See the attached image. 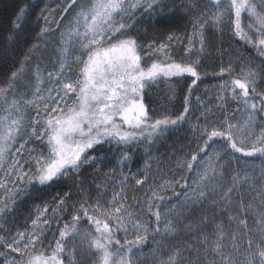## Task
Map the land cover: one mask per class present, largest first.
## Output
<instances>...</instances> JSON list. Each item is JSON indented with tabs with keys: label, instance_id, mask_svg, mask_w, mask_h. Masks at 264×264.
Listing matches in <instances>:
<instances>
[{
	"label": "snow or ice",
	"instance_id": "snow-or-ice-1",
	"mask_svg": "<svg viewBox=\"0 0 264 264\" xmlns=\"http://www.w3.org/2000/svg\"><path fill=\"white\" fill-rule=\"evenodd\" d=\"M164 9L172 16L183 11L191 17L187 60L171 54L178 36L168 35L167 44H144L135 31L145 14ZM244 11L254 20L249 25L252 35L241 26ZM28 14L27 4L17 8L0 45V219L11 212L22 185L32 187L35 181L47 187L73 179L86 165L105 158L93 155L105 144L154 142L182 126L190 111L187 96L178 115L156 118L144 103L145 90L161 79L185 74L196 84L207 26L222 29L231 26L234 17V34L256 47L262 62L245 65L242 78L219 85L221 107L229 94L242 103V122L234 123L228 115L217 120L204 106L193 126L199 137L196 150L176 162L179 173L167 182L173 192L182 187L175 203L160 195L164 185H149L144 200L133 197V203H128L123 184L110 192L97 187L95 196L81 188L82 200L72 201L65 194L50 215L47 203L39 208L30 231H17L11 239L0 235V264H65V257L67 264H138L132 245L116 238L129 229L136 243L143 242L150 229L162 238L183 234L184 239L168 246L163 255L162 244L154 238L153 264H264V166L258 178L247 171L229 176L237 152L264 158V90L257 88L258 81L264 85V0H188L179 10L166 0H67L59 22L41 10L35 36L24 28ZM51 37L54 65L45 61L39 47L43 43L46 48ZM150 53L163 56L144 61ZM230 70L231 65L220 68L221 73ZM170 91L175 95L174 88ZM35 140H43L41 150L30 146ZM130 159L127 152L121 153L118 166H127ZM149 167L146 162L136 184H145ZM128 178L122 174L123 180ZM245 186L253 200L245 201ZM205 211L211 215H203ZM62 215L71 222L64 223L55 248L46 254L44 226ZM82 223L88 228L82 229ZM209 227L212 232L206 231ZM0 231L8 230L0 224Z\"/></svg>",
	"mask_w": 264,
	"mask_h": 264
},
{
	"label": "trees",
	"instance_id": "trees-1",
	"mask_svg": "<svg viewBox=\"0 0 264 264\" xmlns=\"http://www.w3.org/2000/svg\"><path fill=\"white\" fill-rule=\"evenodd\" d=\"M67 0H0V45H3L4 37L8 31L9 20L12 18L13 14L18 7L23 6L24 4L28 5L29 14L26 17V23L24 24L25 31L30 35L35 36L39 32L37 27V16L41 10H46V15L50 18H55L58 22L62 14V9L66 5ZM167 3L177 8L178 10L188 2V0H166ZM202 3L206 0H201ZM63 15H67L64 13ZM231 23L232 33L224 31L227 35L225 37L231 43L239 46L241 50L245 53L250 54L258 58L259 65L261 64V58L251 43L246 42L240 36L234 34V17ZM43 21L40 22V27H43ZM136 32H138L139 37H141V43L147 44L151 41L159 43H168V35L174 34L179 37V40L174 41L171 45L170 51L174 58L177 60H186L184 49L188 47V38L192 35V22L191 17L186 15L183 11H178L177 15L172 16L169 14L168 9H164L163 12L159 11L157 13L145 14L144 17L136 25ZM233 34V38L231 37ZM206 53L207 59L203 61L205 65L204 68L198 69L200 71V79L197 80L195 85L191 84L192 77L190 74H185L183 79L180 78H170V79H161L155 84H152L149 88L145 90L144 101L149 109V114L155 116L156 118H161L163 115H178L183 111L184 107V98L188 97L189 106H191V101L196 92L197 85L201 82H213L218 81L223 78H230L231 80L239 79L234 76L230 71L224 73L220 72V67L218 66L219 57L215 55V51L220 49L217 45L218 35L215 32L214 26H207L206 32ZM224 36V35H223ZM55 40V37L49 39V43L45 48V45L41 43L39 47L42 50V55L45 58V61L49 65H54L55 63V54L52 41ZM217 45V46H216ZM226 45V43L221 44ZM196 49L198 45L195 44ZM208 47V48H207ZM2 55V53H0ZM163 53H150L147 56H143L144 61H149L151 59L162 58ZM2 66V65H0ZM53 67H49V69ZM191 85L192 91L189 94L188 88ZM175 89V95L172 94L170 89ZM258 90H264V85L259 81L257 83ZM173 130V128L169 129ZM169 138H175V133L171 132ZM44 146V145H43ZM31 147H35L37 150H41L40 143L36 140L33 142ZM169 151V149H166ZM196 150V147L191 149L189 152ZM188 152V153H189ZM166 155H168L165 152ZM237 154L242 155L243 153L237 152ZM245 155V154H244ZM260 156L259 153H255L248 156ZM247 156V155H245ZM95 168L92 165H87L82 168V171L79 174H76L73 179L65 178L51 186L43 187L36 184L33 181L32 187L25 188L23 185L22 191L16 199L15 205L12 208L11 212L6 214L3 219H0V224H3L4 228L8 231H0V235L6 236L8 239H11L17 231H30L32 228V220L36 219L39 215L38 209L43 207L45 203L48 205V211L46 215H50L52 208L56 207V202L61 197H65V194L71 197L72 201H75L80 195V189L93 190L94 187L92 183L96 179ZM185 177H188L190 174L184 172ZM81 177V180L78 179ZM98 179V178H97ZM83 182L82 185L80 182ZM182 191L181 186L175 188V192L166 191L161 194L165 199L171 198V201L176 199V193ZM0 193H3V189H0ZM82 196V195H81ZM43 217L41 218V220ZM52 227L47 232L46 236L42 238L43 249L46 254L50 253L52 249L56 246V239L59 238V231L63 228L65 222H71V217L67 215H62L60 217L53 216L50 219ZM87 225V224H81ZM157 235L155 232H151L149 236L143 242L146 243H136L132 241H127L132 243V250H136L141 247L151 244L156 238ZM117 239H120L121 244L123 245L126 240L121 234H118ZM10 251V250H9ZM3 257H0L2 260Z\"/></svg>",
	"mask_w": 264,
	"mask_h": 264
},
{
	"label": "rangeland",
	"instance_id": "rangeland-1",
	"mask_svg": "<svg viewBox=\"0 0 264 264\" xmlns=\"http://www.w3.org/2000/svg\"><path fill=\"white\" fill-rule=\"evenodd\" d=\"M255 2L259 4L260 0H255ZM157 12L158 10L153 12L152 14ZM253 23L254 20L249 17V14L246 11L241 13V26L245 32L249 33V35H252L251 31L249 30V25ZM214 28L216 34L218 35L217 45L220 47V49H217L215 51V55L219 57L218 66L220 68H228V66L231 65L230 72L240 79L242 78L245 65L251 63L252 65L259 66L258 58L245 53L240 49L239 46H236L225 38L227 37V35L224 33V31L232 33V31L230 30V26H225L222 29H217L216 27ZM231 37L233 38V34H231ZM252 38L258 40L260 37L253 36ZM224 43H226V45H221ZM195 44L198 45L199 48L198 40L195 41ZM204 53H206V51ZM204 53L200 56L201 68H204L205 65L203 64V61L207 59V56ZM185 59H188L187 55L185 56ZM49 70L52 71L54 69L50 68ZM74 72L79 74L78 65H74ZM183 78L184 76L180 77V79ZM226 81H231V79L223 78L218 81L199 83L191 101L190 111L187 116L186 122L178 128L169 130L158 140H155L154 142H146L144 140H141L139 143H135L133 145H118L115 141H113L111 145L105 144L102 149H98L97 152H94L93 155L103 154L105 158L96 165L89 164L92 165L95 170H97V176L92 183L94 189L91 191L86 189V191L95 196L97 187L102 188L105 192H110L113 188L118 189L119 186L123 184L128 196V203H133V197H135L139 201H143L145 198L144 194L145 192H147L149 185H164L166 187V190L161 192L160 195L166 191H173L172 188L167 187V182L173 180L174 176L179 173V169L176 167V162L185 158L188 152L197 146L199 137L198 134L193 131V126L196 124L201 111L204 110V106H207L216 113L217 120L220 119L222 115H228L233 119L234 123L242 122L245 119L242 103L239 101V99H232L230 94L224 101L223 107H221L220 96L223 95V93L219 85ZM228 87L231 88L232 85L229 83ZM196 97H199V100L203 101V104L197 101ZM201 123H203V121H201ZM123 127L127 128L128 126L125 124L123 125ZM259 131L260 129L257 128V135H259ZM171 132L175 133L174 139L169 138ZM36 141L40 143L42 149L44 145L43 140ZM219 143H223V141H218V144ZM166 149H169V151H167ZM124 152H127L130 155L131 159L127 161V166L121 168L120 166H118L117 162L121 158V153ZM165 152L168 155H166ZM24 155L27 156V153H24ZM245 155H239L236 153L237 159H233L231 161L229 176L235 174V172H239L241 175H243L244 172L247 171L258 178L260 175L261 167L264 166V158L258 155L256 157ZM146 162L150 167L147 169V176L145 177L146 182L143 186H141L136 184L135 180L140 179L141 174L145 172ZM81 171L82 169L80 170V172ZM122 174L123 176H127L129 178L127 180H123ZM78 179L81 180V177ZM257 183H259V181H257ZM242 191L246 202L254 199V194L250 192L246 186L242 189ZM77 199L82 200L84 199V197L80 194ZM175 201L176 199L173 200L172 203H175ZM199 215H201V213H197V216ZM203 215L210 216L211 213L210 211H205ZM216 215H219V213H217ZM51 223L52 221H49V224L47 226H44L45 231L42 234V238L45 237L49 229H51L53 225ZM206 223H210V221H206ZM81 228H88V225H82ZM206 231L212 232L213 229L209 227L206 229ZM151 232L152 231L150 229L147 236H149ZM119 234H121L126 241L136 242L135 236L132 234L131 229H129L127 235H125L123 231H121ZM183 239L184 236L183 234H181L178 237L168 236L166 238H162L161 236H157L155 238V241L162 244L161 255H163V253L166 252L168 246L176 243L177 240ZM188 242L190 243L191 241L188 240ZM156 247L157 244L152 242L151 244H147V246L145 247L132 250L134 254L132 258L136 260L138 264H141V262H143V264H153L152 252ZM65 264H67L66 257Z\"/></svg>",
	"mask_w": 264,
	"mask_h": 264
}]
</instances>
